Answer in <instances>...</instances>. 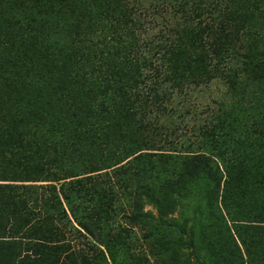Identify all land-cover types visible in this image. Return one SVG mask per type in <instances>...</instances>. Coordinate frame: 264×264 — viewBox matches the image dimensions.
Masks as SVG:
<instances>
[{"label": "trees", "instance_id": "16d2710c", "mask_svg": "<svg viewBox=\"0 0 264 264\" xmlns=\"http://www.w3.org/2000/svg\"><path fill=\"white\" fill-rule=\"evenodd\" d=\"M39 180L63 183L13 230L35 262L60 255L59 232L107 246L120 213L154 250H179L143 207L171 214L197 182L203 232L231 228L219 198L252 256L264 245V0H0V181Z\"/></svg>", "mask_w": 264, "mask_h": 264}, {"label": "rangeland", "instance_id": "374dc122", "mask_svg": "<svg viewBox=\"0 0 264 264\" xmlns=\"http://www.w3.org/2000/svg\"><path fill=\"white\" fill-rule=\"evenodd\" d=\"M215 88L223 90V84L213 86L210 90L215 91ZM62 183L63 181L45 180L0 181V249L7 242L17 243L4 249L0 264H19L15 261L17 257L20 259L24 257V261L20 264H173L176 255L180 257L184 264H257V261H255L257 258H261L264 262V245L260 249L255 248L256 252L251 256L253 247L249 248L247 242L243 245L241 237L240 240L237 238L239 233L233 230L230 215L225 207L221 205L219 198L217 216L221 222H224L223 229L226 226L231 228L226 234H220V236L203 232L207 223L203 206V185L200 182L193 184L190 189L188 188L189 190L187 189L183 199L180 200L179 206L171 214L161 215L156 206L149 202L145 203L143 207V211L154 218L152 221L158 225V230L162 229V232L158 235L159 240L179 246V250L171 247L167 250L166 248L154 250V248H151L153 245L149 243L148 239L143 238L145 232L129 225L122 219V213H120L115 219L107 220L105 231L107 246L98 239L97 234L91 237L86 235V239H75L70 234L61 235L59 232L56 239L60 243H54L53 245L55 247L61 243L65 245L62 252H59L60 255L58 256L57 251H46L48 254H45L46 256L41 255L39 258L42 261L35 262V259L32 258L35 253L27 251L23 236L19 233L16 234L13 230L36 199H41L44 193L49 195L44 189L45 186H55V193L60 196L59 187ZM115 206L117 209L120 205L115 204ZM107 208L106 211L109 210ZM66 212L70 221L73 222L67 208ZM240 218L245 220L243 216ZM55 224L59 229L63 227L58 222H55ZM112 225L113 227L110 229ZM237 225L243 228L251 226V224L243 221ZM260 225L263 227L264 223ZM124 228L132 230L134 236L127 240L125 235H119V230H124ZM55 231L54 229L52 233L54 234ZM81 232L85 234L83 231ZM239 232L240 234L242 232V236H246V239L252 234L247 229H240ZM230 239L237 244V249H239V252L233 254V256H231L232 248H230V245L232 244ZM127 246L131 248L129 251Z\"/></svg>", "mask_w": 264, "mask_h": 264}]
</instances>
